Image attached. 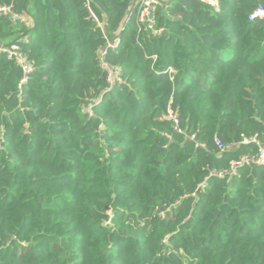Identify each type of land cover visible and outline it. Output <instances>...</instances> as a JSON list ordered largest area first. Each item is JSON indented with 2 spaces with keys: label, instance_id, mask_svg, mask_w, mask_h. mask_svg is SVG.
Returning a JSON list of instances; mask_svg holds the SVG:
<instances>
[{
  "label": "trees",
  "instance_id": "obj_1",
  "mask_svg": "<svg viewBox=\"0 0 264 264\" xmlns=\"http://www.w3.org/2000/svg\"><path fill=\"white\" fill-rule=\"evenodd\" d=\"M214 1L154 36L135 0H0L34 67L0 55V264H264V164L233 166L264 148V0Z\"/></svg>",
  "mask_w": 264,
  "mask_h": 264
},
{
  "label": "built area",
  "instance_id": "obj_2",
  "mask_svg": "<svg viewBox=\"0 0 264 264\" xmlns=\"http://www.w3.org/2000/svg\"><path fill=\"white\" fill-rule=\"evenodd\" d=\"M170 0H135L134 10L136 11L137 16V27L139 32H149L154 36H161L165 33L166 27L161 24L159 21V10L161 7L165 6ZM203 2L209 3L214 7H218V2L214 0H201ZM92 18L99 24V27L105 31L107 26V22L100 23L95 14L90 10ZM0 16H5L9 18L12 22H20L25 26L30 27L32 22L30 19L25 17L22 14L16 13L13 10L12 6L2 5L0 4ZM255 18L264 19V9L259 8L256 10L251 16L250 19L253 20ZM119 39L114 40L113 42H109L107 49H102L99 54V59L101 62L102 68L107 71V82L109 85L108 90H110L114 85L122 83L123 79L121 76V72L119 69H113L106 61V55L109 48H115L117 46ZM0 55H5L8 59L14 61L18 66L22 68L23 78L21 81V85L26 84L28 82L29 76L33 73L34 67L26 55L23 53L21 47L18 44H8V43H0ZM156 60L157 57L155 56ZM165 74H173V70L169 68L164 72ZM169 117L175 119L173 114L170 112ZM219 144V142L217 141ZM243 164H264V148L260 150V153L255 158H243L241 162H236L233 164L234 169L237 166Z\"/></svg>",
  "mask_w": 264,
  "mask_h": 264
},
{
  "label": "water",
  "instance_id": "obj_3",
  "mask_svg": "<svg viewBox=\"0 0 264 264\" xmlns=\"http://www.w3.org/2000/svg\"><path fill=\"white\" fill-rule=\"evenodd\" d=\"M106 16H107V25H108L109 22H110V17H109V14L108 13H106Z\"/></svg>",
  "mask_w": 264,
  "mask_h": 264
}]
</instances>
